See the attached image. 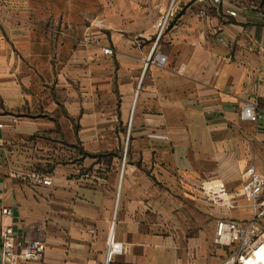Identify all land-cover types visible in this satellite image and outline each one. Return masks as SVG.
<instances>
[{
	"label": "crops",
	"instance_id": "0c3cea01",
	"mask_svg": "<svg viewBox=\"0 0 264 264\" xmlns=\"http://www.w3.org/2000/svg\"><path fill=\"white\" fill-rule=\"evenodd\" d=\"M167 3L0 0V209L45 245L22 264H218L215 222L252 217L264 121L239 111L264 116V13L176 0L145 67Z\"/></svg>",
	"mask_w": 264,
	"mask_h": 264
},
{
	"label": "built area",
	"instance_id": "2783aa9c",
	"mask_svg": "<svg viewBox=\"0 0 264 264\" xmlns=\"http://www.w3.org/2000/svg\"><path fill=\"white\" fill-rule=\"evenodd\" d=\"M187 2L204 5H219L221 0H185ZM176 0H169L166 7L157 15L153 23L154 40L150 53L145 59L144 66L154 65L163 67L166 56L155 49L156 43L162 37L165 29L175 14ZM203 13L202 9L198 11ZM104 55H111L112 51L101 47ZM261 52L264 54V47ZM241 119L252 123L264 116L258 112V104L254 100H245L239 111ZM35 183L48 186L50 179L47 176L33 174ZM264 189V177L255 172L252 167L246 171V180L243 185V194L253 207V214L249 220L218 219L215 222L213 242L227 248L225 257L218 264H264V198H261ZM215 202L222 207L231 206L224 195L215 197ZM12 210L9 207L0 209V264H22L38 262L45 251L44 242L39 239L30 241L20 240L13 231L10 219ZM114 250V239L109 235L106 243V260L108 261Z\"/></svg>",
	"mask_w": 264,
	"mask_h": 264
},
{
	"label": "rangeland",
	"instance_id": "374dc122",
	"mask_svg": "<svg viewBox=\"0 0 264 264\" xmlns=\"http://www.w3.org/2000/svg\"><path fill=\"white\" fill-rule=\"evenodd\" d=\"M116 4H120L121 0H114ZM238 5H242L248 8H254L264 13V0H232ZM169 2V0H168ZM158 15V13H157ZM157 18V17H156Z\"/></svg>",
	"mask_w": 264,
	"mask_h": 264
}]
</instances>
